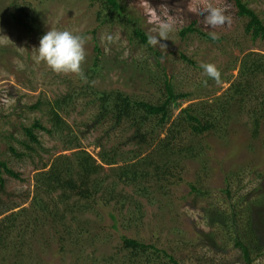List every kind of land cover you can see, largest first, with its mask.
Returning a JSON list of instances; mask_svg holds the SVG:
<instances>
[{
	"label": "rangeland",
	"instance_id": "1",
	"mask_svg": "<svg viewBox=\"0 0 264 264\" xmlns=\"http://www.w3.org/2000/svg\"><path fill=\"white\" fill-rule=\"evenodd\" d=\"M123 1L146 33L153 25L148 23L143 5L154 7L158 12L162 6L167 7L171 15L179 18L177 29L170 33V39H161L167 48L161 50L155 47L161 52V58L139 43L132 32V23L122 21L99 26L95 13L98 5L91 0H0V151L2 158L22 178L19 180L4 175L8 192L17 195L28 190L33 192L34 177L42 170V164L51 163L58 155H70L73 151L65 150L59 139L36 130L52 156L40 152L17 158L10 152L8 145L24 150L21 141L27 138L23 126H30L37 119L50 126L43 105L41 109L31 108L38 101L55 100L68 92L78 93L80 97L75 105H70L66 114H61L75 133L82 137V147L100 161L99 144L120 146L123 152L133 146L124 144L123 138L127 135L125 126H118L109 133L111 125L94 124L95 115L99 112L98 106L93 105L96 97L91 93L94 88L121 90L132 97L156 102L163 95L167 73L177 92L190 94L182 101L180 109L174 112L172 118H175L181 108L191 103L214 101L221 96L236 79L241 59L247 53L264 54V42L253 40L245 31L248 18L238 15L233 0H219L228 5L232 23L217 29L205 27L203 16L187 10L189 3L195 6L199 0ZM243 1L264 22V0ZM20 5L36 10L38 19L31 24L33 29L21 26L9 16V12ZM193 21L202 33L209 35L210 31H216L220 40H209L197 31L182 36L181 31ZM51 29L69 30L86 37L87 56L82 67L87 81L76 74H58L46 63L35 62L33 57L38 55L40 39ZM109 35L113 37L112 41L107 39ZM95 37L101 52L97 73L91 77L98 54ZM182 55L191 61L183 59ZM201 63H214L221 71V82L207 77L200 68ZM222 78H228V81ZM90 86L93 89L86 90ZM82 92L84 95H81ZM5 99L9 101L7 105L3 102ZM247 121L246 115L239 116L232 125L234 132L230 140L217 135L206 136L203 141L210 146L206 158L181 162L174 170V180L179 182L160 202L150 203L139 198L143 204L141 215L136 214L137 219L130 212L132 209H124L120 204L105 206L98 203L90 212L76 217L78 221L75 224L80 223L86 228L80 244L74 247L68 245L62 252L55 237L58 227L55 226V230L48 224L35 234L25 236L26 246L17 258H14V250H18L16 243L21 234L18 230H11L6 235L5 248L0 252V264H123L119 250L124 235L166 249L181 264H246L234 241L224 233V224L212 220L215 214H210L209 210H215V205L229 208L228 187H231L235 201L248 194L264 202L263 194L258 191V186L264 185V145L260 140L250 138ZM230 172L234 173V177L227 176ZM237 173L240 175L237 176ZM197 181L204 194L192 191L190 183ZM120 188L129 194L132 192V188L123 185ZM29 205L30 201L22 207ZM112 214L117 220L112 218ZM3 218L1 216L0 221ZM255 264H264V254L255 257Z\"/></svg>",
	"mask_w": 264,
	"mask_h": 264
},
{
	"label": "trees",
	"instance_id": "2",
	"mask_svg": "<svg viewBox=\"0 0 264 264\" xmlns=\"http://www.w3.org/2000/svg\"><path fill=\"white\" fill-rule=\"evenodd\" d=\"M233 1L238 15L248 18L245 31L253 40L264 42L263 20L243 0ZM91 3L98 5L95 13L99 26L122 21L132 23V32L139 43L161 58V52L148 45V33L140 27L123 0H91ZM36 14V10L24 5L16 6L9 12L14 22L28 29H33L31 24L38 19ZM195 24L196 21H193L184 28L182 36L197 31L209 40H220H213L210 35L200 32ZM95 50L98 54L91 77L97 73L101 52L96 37ZM182 58L190 60L185 55ZM165 77L163 95L156 102L132 97L121 90L102 91L92 86L86 89H93L91 94L96 97L93 105L99 109L94 124L111 125L108 127L109 133L118 126H125L127 135L123 138L124 144L133 146L123 152L120 146L108 147L98 143L101 148L100 161L82 147V137L75 133L61 114H66L67 108L75 105L80 97L78 93L74 95V92H68L55 100H40L31 107L33 110L41 109L43 105L50 126L39 119L30 126H23L27 138L21 141L24 150L8 145L10 152L17 158L40 152L52 156L51 151L43 146L36 130L59 139L65 150L73 151L70 155H58L51 163L44 162L42 170L35 174L33 192L28 190L22 195L7 191L4 175L19 180L22 178L2 158L0 151V217L4 216L0 221V252L5 248L7 233L18 230L21 237L16 243L18 250H14V258H17L26 246L25 236L35 234L48 224L55 230L58 227L55 237L62 252L66 251L68 245L77 246L82 242L86 228L80 223L75 224L78 221L76 217L90 212L98 203L105 206L120 204L124 209H132L130 212L137 219L136 214L141 215L142 212L140 199H147L150 203L164 199L171 187L179 182L178 179L174 180L175 168L187 159L206 158L210 149L203 141L206 136L217 135L230 140L234 132L232 125L240 115L248 117L246 126L250 130V138L260 140L264 145V54L247 53L241 59L236 79L221 96L214 101L191 103L181 108L175 118H172L174 112L180 109L182 101L188 99L190 94L177 92L167 73ZM224 79L228 81V78ZM163 130L165 132L161 138ZM144 152L145 155H142ZM120 161L122 164H119ZM227 176L234 177V173L230 172ZM120 185L132 188L131 194ZM190 187L192 191L204 194L198 181L190 183ZM230 188H226L230 198L229 208L215 205L216 209L209 212L215 214L212 220L224 224V233L241 251L243 261L255 264V257L264 254V202L248 194L235 201ZM258 191L264 198V185L258 186ZM28 201L30 205L22 207ZM112 218L117 220L115 214H112ZM119 253H122L123 264H181L166 249L125 235Z\"/></svg>",
	"mask_w": 264,
	"mask_h": 264
},
{
	"label": "clouds",
	"instance_id": "3",
	"mask_svg": "<svg viewBox=\"0 0 264 264\" xmlns=\"http://www.w3.org/2000/svg\"><path fill=\"white\" fill-rule=\"evenodd\" d=\"M148 17V23L153 25L147 34V43L151 47H159L161 50L167 48L165 43H161V39H170V33L176 31L179 18L171 15L167 7H161L158 12L156 8L143 5ZM189 12L203 16L202 23L210 29H217L230 25L232 17L229 14L228 5L220 3L219 0H199L193 6L188 5ZM209 35L213 40H218L219 36L216 31H210ZM103 39V38H102ZM112 41L113 37H107ZM86 37L81 34L73 33L69 30L51 29L40 39L38 55L33 59L36 63L44 62L49 68L56 73H71L78 75L81 79L87 81L84 74L83 63L86 61ZM19 67H23L20 65ZM200 68L204 74L210 79L221 82V71L214 63H201ZM207 84V81L204 82ZM6 105L9 103L7 99L3 101Z\"/></svg>",
	"mask_w": 264,
	"mask_h": 264
}]
</instances>
